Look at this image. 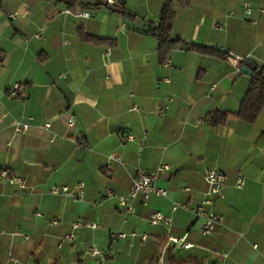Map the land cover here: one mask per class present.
<instances>
[{"label": "crops", "instance_id": "1", "mask_svg": "<svg viewBox=\"0 0 264 264\" xmlns=\"http://www.w3.org/2000/svg\"><path fill=\"white\" fill-rule=\"evenodd\" d=\"M94 2L0 0V171L26 183L21 189L0 182V264H96L86 253L93 245L113 253L108 264H172L170 257L264 264V108L252 123L237 116L252 76L227 61L233 55L264 67V12L255 11L250 23L240 10L243 2L264 10V0L174 2L171 36L182 45L163 62L156 40L143 32L157 25L164 0L88 5ZM14 84L21 85L18 97L8 92ZM167 96L173 100L159 116ZM217 111L227 117L214 126L208 115ZM17 122L28 130L15 133ZM125 135L133 141L122 142ZM159 168L165 171L156 185L165 198L152 195L146 206L135 200L127 214L105 194L110 188L125 195L138 169ZM208 169L225 175L224 197L208 206L221 221L202 238L191 211L170 208L204 200ZM78 183L81 200L50 193ZM153 212L171 222L151 225ZM77 220L96 227L73 230ZM110 232L126 238L111 240ZM69 233L72 242L58 248ZM169 236H186L192 247L173 250Z\"/></svg>", "mask_w": 264, "mask_h": 264}, {"label": "built area", "instance_id": "2", "mask_svg": "<svg viewBox=\"0 0 264 264\" xmlns=\"http://www.w3.org/2000/svg\"><path fill=\"white\" fill-rule=\"evenodd\" d=\"M107 5H112L113 0H106ZM242 17L246 20H249L250 23H254L255 20L253 19V14L255 11L258 13L264 12L262 8H254L251 6L248 2H243L240 6ZM227 16H232V12H229ZM82 17H89L87 13H83ZM216 28H220V26L216 25ZM35 39L40 40L43 38L41 32H37L33 36ZM68 41L64 40V44H67ZM110 54V49L106 48L103 51V55L107 57ZM227 61L230 63H233L235 65L240 64L242 62H245L243 58L230 55L227 57ZM167 64V62H166ZM63 75H61L62 77ZM214 88V85L211 89ZM21 85L20 84H14L12 85L8 92L9 95L12 97H18L20 93ZM209 100H212L210 96H208ZM173 98L171 96H167L159 106L157 110V114L159 116L163 115L165 111L168 109V106L170 102H172ZM132 111H137L138 108L133 107L131 109ZM67 127L74 126V119L71 115L67 116L66 119ZM28 124L26 122H17L14 125V132L23 134L28 130ZM44 128L48 129L50 127V124H45L43 126ZM132 135H125L121 138L122 142H131L133 141ZM80 141H82L80 139ZM142 142H140V145L142 146ZM109 160H116L119 161L120 157L117 154H111L108 157ZM165 171V168H159L156 171L152 172H145L141 169H138L136 172V176L132 182L131 188L129 192L125 195H117L114 193V191L110 188H105V194L109 197H113L116 199L117 204L119 207H121L127 214H131L134 211L133 208V202L135 200H139L143 206L147 205L148 199L150 196H157L165 198L167 196V191L163 188H160L156 185L157 177L160 172ZM205 182L207 185V191H206V197L204 200L198 205L193 208H190L185 203H179V202H173L171 204V212L174 213L176 211L182 210V211H191L196 219L200 220L201 225L199 228V235L202 238L210 237L215 230V227L220 223L221 217L213 212H210L207 208L210 206L214 200H221L223 199V186L225 182V175L222 172H219L217 170L208 169L205 172ZM0 182H5L13 186H17L21 189L26 188V183L23 178H20L18 176L12 175L7 170H1L0 171ZM245 180L242 177H238L235 181V188L241 189L244 185ZM50 193L52 195H66L70 196L71 198L75 200H81L84 195V184L78 183L75 185L74 190H71L70 188L66 186H62L60 188H51ZM171 222V219L167 216H164L160 212H153L149 215V223L151 225H156L159 223L163 224H169ZM55 223V221L53 222ZM96 227V224L94 223H88L83 222L82 220H77L72 224L73 230H78L81 228H90L93 229ZM109 236L111 240H117V239H124L126 238V234L118 233V232H110ZM73 234L69 233L64 235L58 242L57 247L61 248L65 244L72 242L73 240ZM167 244L172 248L173 250H181V249H189L192 247V244L187 241L186 236L177 237V236H169L167 238ZM87 255L90 256L96 264H108V256L112 255V252H105L98 248L97 246H90L87 251ZM12 262H15L14 259L11 258Z\"/></svg>", "mask_w": 264, "mask_h": 264}, {"label": "trees", "instance_id": "3", "mask_svg": "<svg viewBox=\"0 0 264 264\" xmlns=\"http://www.w3.org/2000/svg\"><path fill=\"white\" fill-rule=\"evenodd\" d=\"M99 0H95L94 3L88 4L93 7L100 5ZM176 1H187V0H164L159 13V20L155 28L144 31V34L150 35L156 40L157 52L160 61L163 62L169 54L177 47L181 46L179 39L171 36V26L174 19L173 4ZM82 36V35H81ZM84 40H93L85 35L82 36ZM99 42L98 40H96ZM104 42V41H103ZM112 45V44H111ZM193 49L199 50L205 53L210 52L207 49H203L200 46H192ZM245 62L240 63L243 65ZM252 80L249 84L247 92L241 102L237 116L247 122H254L262 108H264V67L257 68L253 73ZM227 114L224 112H213L208 115V120L212 125L224 124L226 121ZM172 264H189V262H175L170 257Z\"/></svg>", "mask_w": 264, "mask_h": 264}, {"label": "water", "instance_id": "4", "mask_svg": "<svg viewBox=\"0 0 264 264\" xmlns=\"http://www.w3.org/2000/svg\"><path fill=\"white\" fill-rule=\"evenodd\" d=\"M152 27L154 28L155 27V23L152 22ZM203 47L207 48L208 46L207 45H203ZM216 51L220 52V53H226V50L224 49H221L220 47H216L215 48ZM240 71L243 73V74H246L248 76H253L254 74V71H255V66L251 65V63L249 62H245L242 67L240 68Z\"/></svg>", "mask_w": 264, "mask_h": 264}]
</instances>
